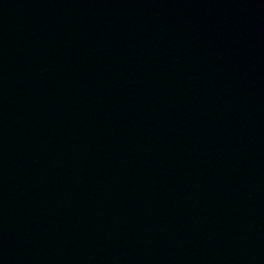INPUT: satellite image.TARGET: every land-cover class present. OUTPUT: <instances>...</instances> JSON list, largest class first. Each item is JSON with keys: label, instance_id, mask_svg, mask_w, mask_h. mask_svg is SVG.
I'll list each match as a JSON object with an SVG mask.
<instances>
[{"label": "water", "instance_id": "1", "mask_svg": "<svg viewBox=\"0 0 264 264\" xmlns=\"http://www.w3.org/2000/svg\"><path fill=\"white\" fill-rule=\"evenodd\" d=\"M0 264H29L0 245Z\"/></svg>", "mask_w": 264, "mask_h": 264}]
</instances>
